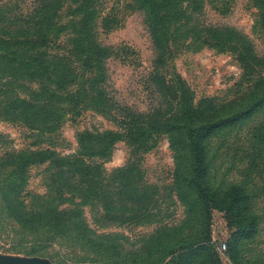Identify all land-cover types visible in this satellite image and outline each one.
<instances>
[{"label":"trees","instance_id":"1","mask_svg":"<svg viewBox=\"0 0 264 264\" xmlns=\"http://www.w3.org/2000/svg\"><path fill=\"white\" fill-rule=\"evenodd\" d=\"M103 1L34 0L25 14L16 12L12 4L0 3V114L33 129L51 131L60 125L64 114L73 112L75 115L74 110L81 106L112 121H115L113 114L118 115L123 119V127L129 125L124 120L130 118L133 124L139 123L166 135L174 154L171 184L186 207L178 225L188 222L198 225L201 237L190 246L181 247L175 257L176 249L166 251L169 247L165 242L171 231L167 226L149 235L145 251L136 248L132 252L111 236L91 229L84 218L82 208L85 206L99 205L106 213L138 218L149 206L152 198L138 193L137 186L128 190V197L122 191L126 179H135L134 175L122 171L102 179L103 172L93 176L83 165L74 163L60 167L55 179L66 197L52 193L46 204H27L23 193L28 169L56 160L57 154L48 149L11 150L0 154L2 212L18 225L21 233L33 240L30 251L25 253L27 256L42 257L41 250L46 248L47 257L52 245L67 244L93 257L88 264H162L168 257L171 264H187L203 253L209 261L224 264L218 251L203 246L210 237L211 207L235 215L232 220L235 232L227 243L228 255L232 258L239 244L256 234L258 223L248 210L250 195L241 186L224 192L212 187L208 143L219 132L264 114V74L258 76L248 94L240 100L241 104L247 102L245 107L226 113L228 107L225 106L194 105L193 93L185 82L180 79L176 83L168 82L164 72L172 51L178 47L196 52L208 45L231 51L242 65L256 72L264 69V54H259L252 40L236 28L205 24L202 21L204 0H128L143 15L150 37L154 57L148 78L157 98V103L147 113L132 112L120 107L108 91L107 61L112 50L99 42L96 32ZM248 1L264 12V0ZM63 9L69 17L65 22L61 20ZM20 82L37 84L38 91L29 95L33 104L18 95ZM262 119L252 128L253 138L261 143L264 142ZM120 138V134L112 131L80 135L79 155L87 159L108 156ZM129 139L137 143V138ZM184 150L189 160L182 169L180 159ZM115 185L119 193L111 192V186ZM186 194H191L189 203L184 201ZM56 264L63 262L59 259Z\"/></svg>","mask_w":264,"mask_h":264},{"label":"rangeland","instance_id":"2","mask_svg":"<svg viewBox=\"0 0 264 264\" xmlns=\"http://www.w3.org/2000/svg\"><path fill=\"white\" fill-rule=\"evenodd\" d=\"M33 1L0 0V3L12 4L16 12L25 14ZM204 5L202 21L205 24L236 28L252 40L259 54H264L263 9L248 0H204ZM100 9L96 22L97 37L100 43L112 50L107 61L108 91L120 107L124 106L140 114L147 113L155 106L157 98L149 85L148 77L154 56L143 15L128 0H104ZM64 10L62 22L69 18ZM172 53L164 72L166 80L176 83L180 79L185 82L193 93L194 105L204 107L210 103L216 107L225 106L228 107L226 113L245 107L247 102L241 104L240 100L248 94L258 76L264 74V69L256 72L246 68L234 52L217 50L208 45L196 52L178 47ZM18 86L21 87L18 95L33 104L29 95L38 91L37 84L20 82ZM74 112L75 115L73 112L64 114L60 125L51 131L45 128L33 129L29 125L5 119L0 114V154L27 149H48L57 154L53 162L44 161L28 169L27 185L23 193L25 202L32 205L46 204L52 193L53 196L65 198L55 179L60 167L76 163L89 168L88 172L93 176L103 172L102 179H108L115 171H122L135 177L124 181L122 191L127 193L134 185L137 186L138 193L152 198L149 206L143 210L142 215H138L141 218L115 212L106 213L99 205L94 208L85 206L82 208L84 218L91 229L100 235L111 236L132 252L136 248L145 251L149 235L167 226L171 231L168 242H165L169 247L166 251L176 249L175 257L181 252V247H188L200 239L198 225L190 222L178 225L185 216L186 207L177 198L171 184L174 154L167 136L139 123L133 124L130 118L124 120L129 125L123 127V119L116 114H113L115 121H112L88 108L81 109V106ZM262 118L264 114L225 129L208 143V156L211 160L209 179L212 187L218 192H224L233 186H241L250 195L248 210L258 223L256 234L241 242L237 254L232 258L228 255L227 243L235 232L232 222L235 215L211 207L210 237L203 246L218 251L224 258V264H264V142L253 138L252 132V128ZM105 131L121 135L120 140L110 149V155L103 158H81L78 137L85 133L96 135ZM130 135L133 140L137 138V143L129 139ZM180 160L184 165L182 169H185L189 160L185 150ZM111 192L119 193L116 185L111 186ZM186 197L184 201L189 203L191 194H186ZM1 207L0 202V258H37L42 264H56L59 259L63 264H88L93 260L85 250L67 244L52 245L47 250V257L46 248L41 250L44 254L42 257L27 256L25 253L30 251L33 240L21 233L18 225L2 212ZM155 220L159 222L152 223ZM223 243L226 245L225 250L221 249ZM204 255L187 264H216ZM170 260L171 257H168L162 264H171Z\"/></svg>","mask_w":264,"mask_h":264},{"label":"water","instance_id":"3","mask_svg":"<svg viewBox=\"0 0 264 264\" xmlns=\"http://www.w3.org/2000/svg\"><path fill=\"white\" fill-rule=\"evenodd\" d=\"M0 264H42L37 258L21 259V258H0Z\"/></svg>","mask_w":264,"mask_h":264},{"label":"built area","instance_id":"4","mask_svg":"<svg viewBox=\"0 0 264 264\" xmlns=\"http://www.w3.org/2000/svg\"><path fill=\"white\" fill-rule=\"evenodd\" d=\"M221 249H222V250H225V249H226V245H225V243H223V244L221 245Z\"/></svg>","mask_w":264,"mask_h":264}]
</instances>
